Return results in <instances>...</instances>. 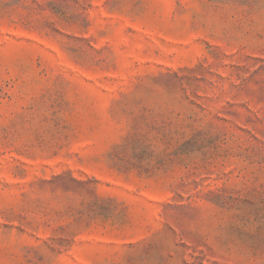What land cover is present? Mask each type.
I'll use <instances>...</instances> for the list:
<instances>
[{"label":"rangeland","instance_id":"obj_1","mask_svg":"<svg viewBox=\"0 0 264 264\" xmlns=\"http://www.w3.org/2000/svg\"><path fill=\"white\" fill-rule=\"evenodd\" d=\"M0 264H264V0H0Z\"/></svg>","mask_w":264,"mask_h":264}]
</instances>
